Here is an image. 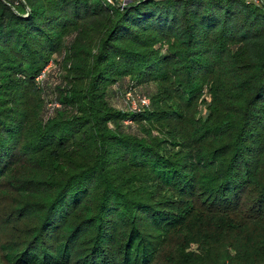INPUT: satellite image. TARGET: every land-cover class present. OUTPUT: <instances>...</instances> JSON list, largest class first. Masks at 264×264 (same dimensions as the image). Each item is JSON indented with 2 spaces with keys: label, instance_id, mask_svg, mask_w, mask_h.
<instances>
[{
  "label": "trees",
  "instance_id": "obj_1",
  "mask_svg": "<svg viewBox=\"0 0 264 264\" xmlns=\"http://www.w3.org/2000/svg\"><path fill=\"white\" fill-rule=\"evenodd\" d=\"M85 28L97 36L92 62L78 68L85 96L57 90L59 105L28 124L37 75ZM216 72L235 93L221 100L223 115L195 125L196 143L182 146L174 127L149 134L183 118ZM147 82V106L110 103L109 86L124 94ZM18 161L30 166L20 189L43 194L2 214L15 213L12 226L31 216L14 233L11 264H154L176 229L195 234L166 264L263 260L264 4L0 0V177Z\"/></svg>",
  "mask_w": 264,
  "mask_h": 264
},
{
  "label": "rangeland",
  "instance_id": "obj_2",
  "mask_svg": "<svg viewBox=\"0 0 264 264\" xmlns=\"http://www.w3.org/2000/svg\"><path fill=\"white\" fill-rule=\"evenodd\" d=\"M85 32L87 35L83 38L84 40L82 43H74L73 46L70 44V47L63 45L58 52L49 58L41 73L37 75L36 79L40 87L36 94L28 98L27 103L31 112L30 120L27 121L28 124L33 117L36 119L38 114L42 117H46L49 113H52V110H48L49 108L59 105L58 101H54L53 99L57 90L63 93L67 92L68 95L76 94L75 98L82 95L85 96L84 90L86 89H84V85L89 78L86 76L83 77L81 74L82 72H79L78 68L85 62H92V54L97 50L95 46L97 39L96 34L90 29H86ZM216 73L218 74L211 75L206 82H204L198 95L191 99L187 107L181 109L183 118L180 120L171 119L168 120V123H153L148 129L149 134L158 137L165 136L168 129L174 127L180 129L182 135H184L183 140H185V143H181L182 146L186 145L189 147L192 143H196V139H191L196 135V132H194L195 129H193L195 125H197L205 115L208 117L216 113L223 115L224 111H222V107L224 103H222L221 100L225 101L227 99L225 96L229 95L226 94L235 93V89L232 88L233 85L230 82L229 74L222 72ZM213 78H216V80ZM209 83H214L213 86L216 84L217 88L210 90L208 88ZM53 84H57L60 87L54 88ZM133 87V89H129V91L124 94L120 92L115 94L112 86H109L108 98L112 106L119 109H137L147 106L149 103V92L153 89L152 83L147 82L141 86L137 85ZM142 89H146V91H142ZM139 91H142V94L147 98L145 103H140L138 101V97L141 96ZM219 109H221L222 112ZM47 112L48 114H46ZM164 131L166 132L164 133ZM173 144L175 145L173 149L179 147L176 146L177 143L173 142ZM29 167L28 163L18 161L11 165L2 177H0V264H11V255L14 253V233L21 230L24 226L23 224L30 222L31 218V216H26L24 214L19 218H15L16 220L13 223L15 226H12L10 220L12 221L14 219L15 213L12 212V216L9 219L7 218V220L2 218V214L15 207L18 200H41L42 198L43 193L38 190L27 191L20 189L22 188L20 185V178ZM180 232V229H176L164 239L165 241L161 246L162 250L157 254L158 256L154 264H166V254L168 256L169 254H176L177 248H175L174 245L178 239H181V236L185 237L187 246L191 245V242L188 241L192 238L191 236H194L193 234H195V232L185 230ZM212 253H214V251ZM254 264H264V259Z\"/></svg>",
  "mask_w": 264,
  "mask_h": 264
},
{
  "label": "built area",
  "instance_id": "obj_3",
  "mask_svg": "<svg viewBox=\"0 0 264 264\" xmlns=\"http://www.w3.org/2000/svg\"><path fill=\"white\" fill-rule=\"evenodd\" d=\"M108 1H111V0H108ZM119 1L124 2L125 0H119ZM253 1L264 4V0H253ZM138 101L140 103H145L147 101V98L144 96V94H141V96L138 97Z\"/></svg>",
  "mask_w": 264,
  "mask_h": 264
}]
</instances>
